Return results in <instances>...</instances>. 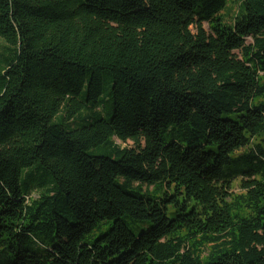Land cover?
<instances>
[{"label":"trees","instance_id":"obj_1","mask_svg":"<svg viewBox=\"0 0 264 264\" xmlns=\"http://www.w3.org/2000/svg\"><path fill=\"white\" fill-rule=\"evenodd\" d=\"M0 40V264H264V0H0Z\"/></svg>","mask_w":264,"mask_h":264},{"label":"rangeland","instance_id":"obj_2","mask_svg":"<svg viewBox=\"0 0 264 264\" xmlns=\"http://www.w3.org/2000/svg\"><path fill=\"white\" fill-rule=\"evenodd\" d=\"M2 44V42H1V40H0V45ZM241 182H242V180L241 179H238V180H236V181H234V183H233V193L234 194H236V195H241V194H244V192H243V190H242V187H241ZM151 195L152 196H158L159 198L160 197H163V192L162 191H160V192H157V193H153V192H151ZM33 198H37L38 197V192H34L33 193ZM173 209H172V206H170V209H169V217H171L172 216V213H173ZM124 222L127 224V226L132 230V231H134L136 234H139L140 232H142V231H148L152 226H150V227H145V226H143V227H138V226H136L135 224H133L132 223V221L129 219V218H124ZM108 229H109V227H105L104 229H103V231L102 232H96V233H94V235H93V240L94 239H96V238H98V237H100V235L102 234V233H105V232H107L108 231Z\"/></svg>","mask_w":264,"mask_h":264}]
</instances>
